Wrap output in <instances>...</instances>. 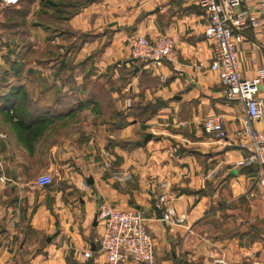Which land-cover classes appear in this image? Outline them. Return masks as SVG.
Segmentation results:
<instances>
[{"label":"crops","instance_id":"crops-1","mask_svg":"<svg viewBox=\"0 0 264 264\" xmlns=\"http://www.w3.org/2000/svg\"><path fill=\"white\" fill-rule=\"evenodd\" d=\"M2 1L0 66L16 71L15 104L23 101L28 114L35 107L40 117L23 129L0 103L8 180L0 185V264H105L93 225L102 204L143 214L156 264H215L216 256L264 264V188L254 169L236 166L248 154L236 136L244 109L225 98L209 70L204 11L184 0H53L86 2L59 21L41 0ZM16 17V29L8 27ZM243 34L239 73L251 79L264 66V29ZM15 36L24 53L10 62ZM135 36L169 37L176 60L156 66L132 59ZM35 51L46 53L30 60ZM257 97L264 100V79ZM207 117L220 119L224 137L205 134ZM252 125L264 132V116ZM105 152L113 169L132 174L129 183L95 168ZM42 174L52 176L51 186L34 184ZM163 184L185 218L181 226L159 220L154 204Z\"/></svg>","mask_w":264,"mask_h":264},{"label":"built area","instance_id":"built-area-1","mask_svg":"<svg viewBox=\"0 0 264 264\" xmlns=\"http://www.w3.org/2000/svg\"><path fill=\"white\" fill-rule=\"evenodd\" d=\"M184 1L204 11L207 17L204 36L211 43L209 70L217 76L223 86L225 98L238 102L244 109L243 128L236 132V136L241 142L239 146L246 149L248 154L237 162L236 166L253 168L255 184L264 188V132L255 131L252 125L264 116V100L257 97L264 79V66L254 78L242 79L238 61V48L245 42L244 31L250 29L261 35L264 29V0ZM252 2L255 6L253 12L248 9ZM2 3L12 6L17 0H3ZM129 53L136 61L156 66L164 61L176 60L174 41L169 37L150 40L144 36H135L129 42ZM126 106H130L129 101ZM202 127L207 135L225 136L221 121L217 117H207ZM5 139L6 136L0 134V141ZM95 168L108 172L110 179L118 184H127L132 180L130 172L113 169L111 157L107 152L102 154ZM7 182L0 156V185ZM52 183L53 178L48 174H42L34 181L37 187H48ZM86 187L83 183L82 189ZM162 189L163 192L154 204L161 212L160 222L171 227L183 225L185 218L177 214L173 195L168 192L166 184L162 185ZM96 224L100 226L98 245L105 258V264H156L154 240L147 230L146 219L139 210L129 208L120 211L102 204L98 207ZM214 252L212 250V253ZM83 257L89 258L91 253L87 251ZM212 258L215 264H226L222 258Z\"/></svg>","mask_w":264,"mask_h":264},{"label":"trees","instance_id":"trees-1","mask_svg":"<svg viewBox=\"0 0 264 264\" xmlns=\"http://www.w3.org/2000/svg\"><path fill=\"white\" fill-rule=\"evenodd\" d=\"M44 2L47 8L51 9L53 11L52 13V20H67L69 17L73 16L75 13H77L78 9L85 5L86 2H81V3H69V4H63L62 2H55L53 0H41ZM89 3V1L87 2ZM70 8V10H68ZM19 16L21 17V12L18 13ZM19 18V17H16ZM18 20L12 19L11 23L9 24L8 27H13V29H16V27L19 25ZM82 41V38L77 36L74 44V47H77ZM9 77V73L5 74L1 78H5V80ZM5 83V82H4ZM5 87H7V84L5 83ZM11 86H8L7 89L10 90H4L3 92L0 93V103H1V108L4 109L7 113L9 112L12 117L16 119V124L19 127H22L23 129H30L33 125H35V122L39 120V115L40 112H31V114H28L26 112L25 108L23 109L22 104L21 105H16V93L19 91L17 88H10ZM16 103V104H15ZM9 114V115H10ZM27 118H26V117ZM253 169V168H251Z\"/></svg>","mask_w":264,"mask_h":264},{"label":"rangeland","instance_id":"rangeland-1","mask_svg":"<svg viewBox=\"0 0 264 264\" xmlns=\"http://www.w3.org/2000/svg\"><path fill=\"white\" fill-rule=\"evenodd\" d=\"M15 20H20V19H18V18H15ZM50 25L52 24V22H48ZM18 30H21L20 28H18ZM20 38H21V36H15L14 38H13V47H12V50H13V52L9 55H7V57H6V59L8 60V61H10V62H12V61H19L20 59H21V57H22V54L24 53L23 51H22V49H21V47H20V43H19V40H20ZM10 53V52H9ZM38 52L37 51H35V52H31L30 54H29V56H28V58L30 59V60H38L37 58H40V57H44L45 56V53H46V51H41L40 53H42V56H38V54H37ZM38 56V57H37ZM2 58L4 59V56H2ZM2 59V60H3ZM9 63H6L5 65H2V66H0V93L1 92H3L4 90L6 91V90H10V89H7V87L8 86H11L12 88H15V86H16V82H15V80L17 79H11V78H14L13 77V75H11V74H15V70L14 71H12V70H9L10 68H9ZM15 67V66H14ZM17 69V68H16ZM28 69H30L29 67H28ZM7 72L9 73V79L7 78V80H5V78L3 79V78H1V77H3L5 74H7ZM17 73H18V71H17ZM19 75V74H18ZM10 76H12L11 78H10ZM7 84V87H5V83ZM10 87V88H11ZM23 103V101L21 102V104ZM25 108V105H24V107H23V109ZM26 110V112H28V108H26L25 109ZM36 110V108L35 107H33V111L34 112H36L35 111ZM2 122V121H1ZM1 122H0V124H1ZM2 125V124H1ZM98 228H99V233H100V226H98ZM99 236V235H98Z\"/></svg>","mask_w":264,"mask_h":264},{"label":"water","instance_id":"water-1","mask_svg":"<svg viewBox=\"0 0 264 264\" xmlns=\"http://www.w3.org/2000/svg\"><path fill=\"white\" fill-rule=\"evenodd\" d=\"M90 1H92V0H90ZM150 137H151L150 135H147V136L145 137L144 141L149 140ZM139 145H140V144H139ZM90 183H91V182H90ZM93 225H94V226L96 225V220L94 221Z\"/></svg>","mask_w":264,"mask_h":264}]
</instances>
